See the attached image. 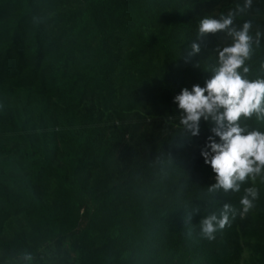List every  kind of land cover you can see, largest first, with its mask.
<instances>
[{"label": "trees", "instance_id": "trees-1", "mask_svg": "<svg viewBox=\"0 0 264 264\" xmlns=\"http://www.w3.org/2000/svg\"><path fill=\"white\" fill-rule=\"evenodd\" d=\"M243 3L0 0V264H25V253L27 264H264V181L205 196L209 125L185 138L172 102L232 43L209 34L188 57L200 20ZM244 21L249 79H264V0L234 24ZM240 123L264 132L255 115ZM250 186L253 208L202 238L199 221L224 203L239 212ZM65 240L75 260L44 258Z\"/></svg>", "mask_w": 264, "mask_h": 264}, {"label": "clouds", "instance_id": "clouds-1", "mask_svg": "<svg viewBox=\"0 0 264 264\" xmlns=\"http://www.w3.org/2000/svg\"><path fill=\"white\" fill-rule=\"evenodd\" d=\"M251 5L252 0H244L243 7L238 6L227 15L200 20L197 39L191 43L188 57L200 52L198 41L209 34L223 32L232 43L217 49L216 67L203 85L182 87L172 98L180 113L179 125L185 138L199 136L202 122L209 125L210 134L200 148V155L210 166L214 182L208 185L205 196L240 192L246 180L254 181L257 177L264 181V132L249 131L240 123L241 117L253 115L257 120H264V79H249L250 68L246 63L253 50V37L249 34L252 24L250 21H244L240 27L234 24L235 17ZM260 36L257 32V46ZM258 195L256 187H246L239 200V212L224 203L219 214L213 212L203 217L199 221L200 236L214 240L215 234L230 225L237 214L243 218L253 208ZM198 211V207L192 208L188 219ZM31 260V254L25 253V264Z\"/></svg>", "mask_w": 264, "mask_h": 264}, {"label": "rangeland", "instance_id": "rangeland-1", "mask_svg": "<svg viewBox=\"0 0 264 264\" xmlns=\"http://www.w3.org/2000/svg\"><path fill=\"white\" fill-rule=\"evenodd\" d=\"M85 222H86V218L82 222V227L85 224ZM43 252H44V258L46 260L48 258H53L57 254L67 257L69 256L71 260H75L77 257V254L70 251L69 243L67 240L63 241V243L61 244L51 243L43 249Z\"/></svg>", "mask_w": 264, "mask_h": 264}]
</instances>
